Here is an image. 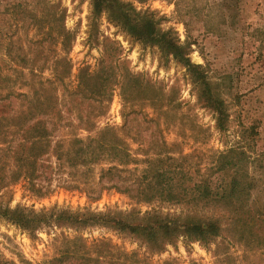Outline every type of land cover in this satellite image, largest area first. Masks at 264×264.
Wrapping results in <instances>:
<instances>
[{
  "label": "rangeland",
  "instance_id": "rangeland-1",
  "mask_svg": "<svg viewBox=\"0 0 264 264\" xmlns=\"http://www.w3.org/2000/svg\"><path fill=\"white\" fill-rule=\"evenodd\" d=\"M119 1L150 17L200 66L228 120L219 129L201 81L94 13L91 0H0V214L49 217L25 231L0 215V264H264V227L237 226L230 209L213 202L150 197L155 167L166 178L183 169L194 186L227 174L215 171L217 157L239 148L256 185L252 203L264 208V0ZM135 77L136 99L123 91ZM39 128L48 133L43 140ZM104 128L129 157L103 154L92 163L77 153ZM60 212L71 221L92 214L113 221L79 226L56 220ZM166 216L220 218L219 236L149 242L141 230L110 225L122 218L145 227Z\"/></svg>",
  "mask_w": 264,
  "mask_h": 264
},
{
  "label": "trees",
  "instance_id": "trees-1",
  "mask_svg": "<svg viewBox=\"0 0 264 264\" xmlns=\"http://www.w3.org/2000/svg\"><path fill=\"white\" fill-rule=\"evenodd\" d=\"M93 12L96 14H101L105 12L110 18V21L119 26L122 31L132 38L136 39L142 44L155 46L164 56H171L173 59L177 60L193 75L195 78L199 79L201 82L199 84L200 97L203 99L204 103L213 111L215 115V120L219 129L224 128V123L228 120V115L224 111V102L221 101L212 91L213 86L209 84L202 72L200 71V66L190 63L187 55L183 52L182 47L176 45L172 38L164 33H160L156 29L155 22L146 15H141L135 13L132 9H129L127 4L120 2L119 0H91ZM129 11H132L131 13ZM134 79V86L130 83L127 86H123V91H129L135 94V98L141 97V92L139 90H134L136 84L140 81L138 77ZM83 82V83H82ZM82 85H85V89H89L88 80H81ZM98 93V92H97ZM40 106H36V110L39 111V115H44V112L40 110ZM32 110H29V113ZM44 123V122H39ZM39 139H44L47 137V131L44 128H39L38 130ZM101 134L96 138H91L86 144L77 150V153H89L90 162H96L101 155H106L108 159H120L118 156H128L129 154L124 149L119 148L118 139L115 140V132L113 129L104 128L100 131ZM108 135V136H107ZM40 147L38 149H41ZM234 154L236 158H234ZM218 161L215 163L217 167L214 166L216 172H228L222 177H217L216 180L211 177H207L203 180H197L194 186H187L182 175L183 169H178L179 173L174 177L166 178L165 174L160 171L161 167H155L154 184L152 183V195L150 197H157L160 200L168 199L170 202H199L203 205L213 202L214 204L224 205L230 209L228 215V221L237 226L243 225L245 229L255 230L257 228L264 227V208H257L253 205L252 193L256 188L255 182L248 176L246 171L247 155L243 150L239 148H231L225 153H220L218 155ZM171 160V158H168ZM119 163L120 160H118ZM176 168V165H171ZM116 170L115 168H113ZM113 169L107 171L110 174ZM164 169V168H163ZM175 170V169H174ZM177 170V171H178ZM188 173V171L186 172ZM104 174V173H103ZM192 178V176H191ZM102 179V177H101ZM140 183V181H139ZM139 183L137 185H139ZM159 184V185H158ZM140 186H137L135 192L139 193ZM253 205V207H252ZM156 214V213H153ZM1 217L7 222L18 226L25 231L35 230L45 218H49L47 214L38 215L33 212H27L21 209L9 210L8 208L1 211ZM150 215V214H147ZM99 216L100 218H96ZM52 218V216H50ZM65 219V220H64ZM72 214L68 212H60L58 219L60 222L75 223L79 226L83 223H87L88 220L94 223H108L109 217L107 215H96L92 214L87 221H82L77 217L72 221ZM220 218H214L211 221H206L203 219L194 220L193 218H186L183 222L174 220L169 217L158 218L157 222L154 224H147L145 227L139 225H132L124 222L122 218L116 222L110 224L120 230H130L132 232L141 230L142 234L146 237L149 242L156 241H170L172 238L178 236H185L193 238L197 241H208L219 236L220 232ZM115 221V220H114ZM253 227H255L253 229ZM140 235V233H139ZM252 236H255L253 234ZM262 241H264V234L261 236ZM264 243V242H263Z\"/></svg>",
  "mask_w": 264,
  "mask_h": 264
}]
</instances>
